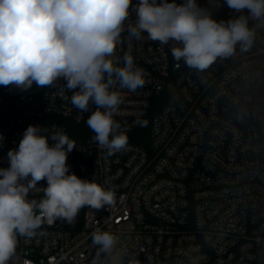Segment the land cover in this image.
I'll list each match as a JSON object with an SVG mask.
<instances>
[{"label": "built area", "instance_id": "2783aa9c", "mask_svg": "<svg viewBox=\"0 0 264 264\" xmlns=\"http://www.w3.org/2000/svg\"><path fill=\"white\" fill-rule=\"evenodd\" d=\"M197 3L206 6L208 0ZM219 3L217 21L240 14ZM125 53L145 70L146 83L135 92L115 89L123 103L114 119L128 147L111 156L86 124L96 106L76 109L71 91L60 94L62 79L38 91L35 83L27 91L0 86V101L40 97L42 106L0 127V168L10 166L7 153L18 148L29 125L46 134L64 132L77 147L68 154L70 173L114 190L116 200L99 210L82 208L73 224L57 220L30 239L18 237L9 264H92L97 227L126 240L141 264H177L185 259L181 250L196 245L199 264H264V178L251 175L257 167L264 173V32L249 53L199 75L182 62L175 67L171 44L149 40L146 33L137 40L122 32L115 52L120 66ZM237 104L247 106L251 118L238 122ZM46 186V180L38 182V188ZM42 197L40 190L28 198ZM204 234L212 236L210 244H203Z\"/></svg>", "mask_w": 264, "mask_h": 264}, {"label": "clouds", "instance_id": "9594fccd", "mask_svg": "<svg viewBox=\"0 0 264 264\" xmlns=\"http://www.w3.org/2000/svg\"><path fill=\"white\" fill-rule=\"evenodd\" d=\"M224 3L240 14L217 21L213 12L219 0H208L206 6L197 0H139L135 5L132 0H0V86L27 91L33 83L44 88L62 79L60 94L71 91L76 109L87 112L90 103L96 106L86 124L95 134L93 141L114 155L128 147V136L114 119L123 103L115 89L135 92L146 83L145 70L130 53L122 66L115 57L122 32L137 40L146 33L149 40L171 44L174 66L182 62L199 75L249 53L264 32V0ZM132 13L134 23L129 22ZM235 112L238 122L253 115L245 105L237 104ZM139 124L146 127L148 121ZM46 133L29 125L18 148L7 153L10 166L0 168V264H9L15 255L18 237L30 239L42 225L57 220L73 224L86 206L99 210L116 203L114 190L70 173L67 158L76 142L64 132ZM49 137L55 142L51 146ZM251 175L264 178L259 167ZM42 180L47 186L38 188ZM40 190L41 199L28 198L30 191ZM91 240L96 249L92 264H141L116 233L97 227ZM211 242L212 236L204 234L203 244ZM200 247L181 250L185 259L177 264H199L195 253Z\"/></svg>", "mask_w": 264, "mask_h": 264}, {"label": "water", "instance_id": "95a60500", "mask_svg": "<svg viewBox=\"0 0 264 264\" xmlns=\"http://www.w3.org/2000/svg\"><path fill=\"white\" fill-rule=\"evenodd\" d=\"M34 107H42L40 97L32 98L27 100V102L22 101L9 103L0 101V127L9 123L24 111Z\"/></svg>", "mask_w": 264, "mask_h": 264}, {"label": "rangeland", "instance_id": "374dc122", "mask_svg": "<svg viewBox=\"0 0 264 264\" xmlns=\"http://www.w3.org/2000/svg\"><path fill=\"white\" fill-rule=\"evenodd\" d=\"M38 90H40V87H38V88H35V91H38Z\"/></svg>", "mask_w": 264, "mask_h": 264}]
</instances>
